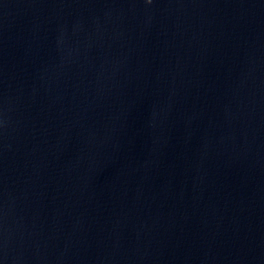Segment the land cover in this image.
<instances>
[{"label":"water","instance_id":"obj_1","mask_svg":"<svg viewBox=\"0 0 264 264\" xmlns=\"http://www.w3.org/2000/svg\"><path fill=\"white\" fill-rule=\"evenodd\" d=\"M0 264H264V0H0Z\"/></svg>","mask_w":264,"mask_h":264}]
</instances>
